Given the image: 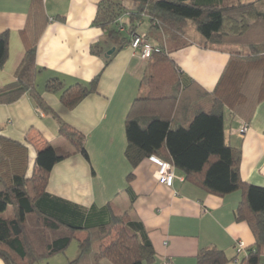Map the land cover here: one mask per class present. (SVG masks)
Returning a JSON list of instances; mask_svg holds the SVG:
<instances>
[{
    "label": "crops",
    "instance_id": "1",
    "mask_svg": "<svg viewBox=\"0 0 264 264\" xmlns=\"http://www.w3.org/2000/svg\"><path fill=\"white\" fill-rule=\"evenodd\" d=\"M102 1L0 0V34H9V60L0 70V88L15 81L26 51L35 44L36 83H42L38 90L44 102L86 138L89 159L78 153L58 163L50 174L49 194L87 211L110 203L127 212L148 233L156 252L151 264H197V255L204 249H217L230 258L238 256L240 261L256 243L248 223L235 217L243 200L242 190L215 196L186 181L177 169L174 183L168 187L157 180L158 166L152 159L136 168L128 162L125 123L134 101L148 95L142 78L152 69L153 60L138 58L127 37L136 30L150 34L154 43L168 46L169 57L183 75L184 94L180 102H161L157 110L161 118H172L181 126L189 124L197 109L210 108L211 94L226 74L228 81L237 79L241 99L232 105L226 103L225 141L241 153L243 182L264 188V31L257 29L259 37H250L252 43L226 38L227 44L211 46L191 28L188 41L173 46L148 18L140 26L132 22L139 2L112 0L123 10L120 32L112 36L109 30L93 25ZM207 1L222 7L237 0ZM259 6L264 12V1ZM133 26L136 28L132 30ZM94 45L101 47L100 56L91 53ZM251 48L257 51L254 58L258 59L248 64L241 56L249 55ZM112 49V55L106 57ZM97 77V93L72 110L63 106L59 95L44 89L54 78L68 87L89 85ZM244 124L249 130L241 136L239 130ZM0 137L28 149L31 169L38 152L49 147L74 152L59 135L58 119L36 108L28 94L13 104H0ZM240 243L245 250L238 255ZM0 264L5 262L0 259Z\"/></svg>",
    "mask_w": 264,
    "mask_h": 264
},
{
    "label": "trees",
    "instance_id": "2",
    "mask_svg": "<svg viewBox=\"0 0 264 264\" xmlns=\"http://www.w3.org/2000/svg\"><path fill=\"white\" fill-rule=\"evenodd\" d=\"M134 1L140 3V9L131 15L132 22L136 21L140 26L141 21L148 18L173 46L186 43L191 28L211 46L227 44L226 38L252 43L250 37H259L255 31L260 28L264 31V12L259 6L264 0H237L222 7L211 6L207 0ZM122 13L120 5L104 0L98 6L93 25L109 30L112 36L118 34ZM134 28L136 26L132 30ZM136 34V30L129 33L127 39L130 43ZM144 34L160 52L151 56L152 69L142 78V86L148 88L147 97L139 96L134 101L126 119L125 156L128 162L132 168L152 158L170 162L174 170L185 175L186 181H192L207 193L219 197L242 190L243 200L235 217L237 221L248 223L256 238L255 245L240 261L238 256L230 258L223 251L204 249L197 255V264L263 263L264 188L243 182L241 153L225 141L226 103L232 105L241 99L240 89H237L241 84L235 86L237 79L228 81L226 74L211 94L210 108L197 109L187 126H181L172 118H161L157 110L161 102L181 101L183 75L169 57L168 46L159 40L154 43L150 34ZM101 50L100 46L94 45L91 53L100 56ZM248 54L251 56L242 55V59L248 64L256 62L257 51L251 48ZM8 60L9 34L3 33L0 34V70ZM38 73L34 44L26 51L15 73V81L0 88V104H13L28 94L36 108L58 119L59 135L71 144L74 152L49 147L38 152L31 169L28 149L0 137V259L5 264H36L64 252L72 239L78 237L80 254L70 264L153 263L156 252L148 233L127 213L122 214L110 203L101 209L87 211L49 194L50 174L58 163L78 153L86 160L89 156L84 135L63 122L44 102L36 83ZM98 82L99 77L89 85L67 87L54 78L46 82L44 89L59 95L63 106L72 110L86 97L97 93ZM225 93L227 95L223 96ZM131 201H134L133 197Z\"/></svg>",
    "mask_w": 264,
    "mask_h": 264
},
{
    "label": "built area",
    "instance_id": "3",
    "mask_svg": "<svg viewBox=\"0 0 264 264\" xmlns=\"http://www.w3.org/2000/svg\"><path fill=\"white\" fill-rule=\"evenodd\" d=\"M130 47L133 49V51L136 53L137 57L141 60H148L151 58V56L154 53H159L160 50L156 47H154L146 38V35L144 33H138L136 34L131 43ZM249 130V126L247 124H244L241 126L239 133L241 136H244L247 131ZM152 160L157 164L158 169L156 172V178L157 180L166 185L171 187L174 183L175 179V170L173 165L170 162L163 161L157 158H152ZM184 181V179L182 178ZM245 248L243 243H240L237 248V253L240 255L242 252H244ZM238 263V261H236Z\"/></svg>",
    "mask_w": 264,
    "mask_h": 264
},
{
    "label": "rangeland",
    "instance_id": "4",
    "mask_svg": "<svg viewBox=\"0 0 264 264\" xmlns=\"http://www.w3.org/2000/svg\"><path fill=\"white\" fill-rule=\"evenodd\" d=\"M119 39H121V37ZM37 87L42 88V83L39 80L37 82ZM61 140H63V139H61ZM125 213H127V212H125V211L122 212V214H125ZM128 216L132 220L131 216L130 215H128ZM97 236L99 237L98 234H97ZM114 236H115V234L112 235V237H114ZM78 239H79L78 237L73 238L71 241V244L69 245V247L64 252L56 254L52 257L45 258V259L37 262L36 264H70L71 262L77 260L79 257V254H80L79 253ZM103 264H109V263L104 262Z\"/></svg>",
    "mask_w": 264,
    "mask_h": 264
},
{
    "label": "water",
    "instance_id": "5",
    "mask_svg": "<svg viewBox=\"0 0 264 264\" xmlns=\"http://www.w3.org/2000/svg\"><path fill=\"white\" fill-rule=\"evenodd\" d=\"M113 52H114V49H113V50H111L110 52H108V53H107V55H106V57H109V56H111Z\"/></svg>",
    "mask_w": 264,
    "mask_h": 264
},
{
    "label": "bare ground",
    "instance_id": "6",
    "mask_svg": "<svg viewBox=\"0 0 264 264\" xmlns=\"http://www.w3.org/2000/svg\"><path fill=\"white\" fill-rule=\"evenodd\" d=\"M132 49V48H131ZM133 50V49H132ZM149 60V59H148ZM143 61V60H142ZM144 61H147V60H144ZM169 187V186H168Z\"/></svg>",
    "mask_w": 264,
    "mask_h": 264
}]
</instances>
